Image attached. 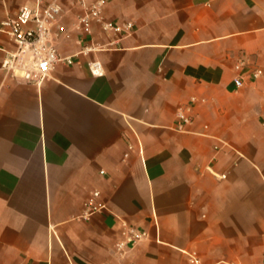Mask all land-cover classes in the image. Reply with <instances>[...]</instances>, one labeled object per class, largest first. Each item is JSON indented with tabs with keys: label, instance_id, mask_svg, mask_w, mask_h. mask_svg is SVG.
I'll return each mask as SVG.
<instances>
[{
	"label": "crops",
	"instance_id": "1",
	"mask_svg": "<svg viewBox=\"0 0 264 264\" xmlns=\"http://www.w3.org/2000/svg\"><path fill=\"white\" fill-rule=\"evenodd\" d=\"M38 1L62 7L56 50L73 62L35 86L0 52V264H261L264 0H105L106 21L133 24L116 37L74 30L72 0H0L3 20ZM94 190L105 208L82 219ZM118 218L146 233L123 256Z\"/></svg>",
	"mask_w": 264,
	"mask_h": 264
},
{
	"label": "built area",
	"instance_id": "2",
	"mask_svg": "<svg viewBox=\"0 0 264 264\" xmlns=\"http://www.w3.org/2000/svg\"><path fill=\"white\" fill-rule=\"evenodd\" d=\"M69 5L72 8L79 6L84 9V13L77 15L72 24L76 31L90 34L92 22L96 23L101 32L106 35L116 37L132 31L133 24L131 22L116 25L104 19L105 0H92L88 4L85 0H72ZM63 13L62 7L55 1L50 3L38 1L33 6L22 5L15 16L0 21V34L5 35L14 45L13 50L0 46V52L3 53L1 69L19 82L40 86L58 63L72 64L71 57H61L56 50V43L64 34V27L61 23ZM95 49L92 46L84 47L82 52L86 53ZM243 66L244 61L241 60L236 68L239 69ZM88 68L94 76L102 74V67L98 62L89 63ZM261 74V70H254L251 77L256 79ZM234 84L236 89L242 87V78L237 77ZM196 103L197 100L192 98L189 103L180 105L176 109L172 127L174 131L185 132L187 127L193 123ZM214 149L217 150L218 147L215 146ZM100 174H103V171H100ZM215 176L220 179L225 178L224 175ZM100 198L99 191L89 192L83 205L82 219H90L105 208ZM117 222L119 239L115 243V250L123 256L129 246L133 247L146 238V233L122 218H118ZM184 255L187 259L186 264H202L195 252H184ZM261 264H264V255H262Z\"/></svg>",
	"mask_w": 264,
	"mask_h": 264
},
{
	"label": "rangeland",
	"instance_id": "3",
	"mask_svg": "<svg viewBox=\"0 0 264 264\" xmlns=\"http://www.w3.org/2000/svg\"><path fill=\"white\" fill-rule=\"evenodd\" d=\"M2 20H3V15L0 12V21H2Z\"/></svg>",
	"mask_w": 264,
	"mask_h": 264
}]
</instances>
